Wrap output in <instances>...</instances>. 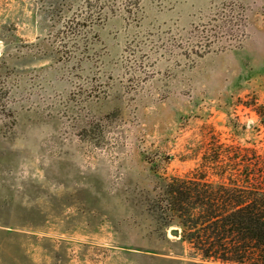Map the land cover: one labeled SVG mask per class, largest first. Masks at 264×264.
<instances>
[{
    "label": "rangeland",
    "instance_id": "374dc122",
    "mask_svg": "<svg viewBox=\"0 0 264 264\" xmlns=\"http://www.w3.org/2000/svg\"><path fill=\"white\" fill-rule=\"evenodd\" d=\"M217 15L230 46L189 53ZM253 100L264 0H0V264H219L182 241L165 184L217 182L219 147L241 148L232 172L262 154Z\"/></svg>",
    "mask_w": 264,
    "mask_h": 264
},
{
    "label": "trees",
    "instance_id": "16d2710c",
    "mask_svg": "<svg viewBox=\"0 0 264 264\" xmlns=\"http://www.w3.org/2000/svg\"><path fill=\"white\" fill-rule=\"evenodd\" d=\"M236 27L231 15H217L196 31L187 50L200 56L223 37L229 43L218 47L226 48L237 36ZM244 105L264 127V102L253 100ZM232 149H217L213 162L220 165L222 174L215 183L204 175L172 177L165 184L167 210L171 223L181 228L182 241L202 259L219 264H264V148L262 154L255 151L253 158L242 163L236 160L234 172L221 165L229 154L240 157L241 148Z\"/></svg>",
    "mask_w": 264,
    "mask_h": 264
},
{
    "label": "water",
    "instance_id": "95a60500",
    "mask_svg": "<svg viewBox=\"0 0 264 264\" xmlns=\"http://www.w3.org/2000/svg\"><path fill=\"white\" fill-rule=\"evenodd\" d=\"M172 234L176 236V235H178V231L177 230H173Z\"/></svg>",
    "mask_w": 264,
    "mask_h": 264
}]
</instances>
